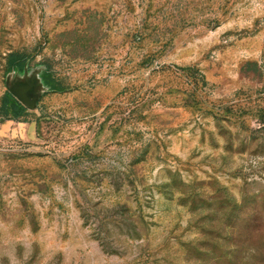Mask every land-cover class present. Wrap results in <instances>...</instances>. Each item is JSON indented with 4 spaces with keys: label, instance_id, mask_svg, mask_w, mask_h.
<instances>
[{
    "label": "rangeland",
    "instance_id": "rangeland-1",
    "mask_svg": "<svg viewBox=\"0 0 264 264\" xmlns=\"http://www.w3.org/2000/svg\"><path fill=\"white\" fill-rule=\"evenodd\" d=\"M0 264H264V0H0Z\"/></svg>",
    "mask_w": 264,
    "mask_h": 264
},
{
    "label": "trees",
    "instance_id": "trees-1",
    "mask_svg": "<svg viewBox=\"0 0 264 264\" xmlns=\"http://www.w3.org/2000/svg\"><path fill=\"white\" fill-rule=\"evenodd\" d=\"M12 56H13V61H12L13 67H17L19 70H23L24 62L22 61L21 58H19V55L16 53V54H13ZM9 97L10 96H6L3 101V105L1 108V114H3V116L6 118L19 119L24 113L25 108L22 107L21 104L18 102L11 104Z\"/></svg>",
    "mask_w": 264,
    "mask_h": 264
}]
</instances>
